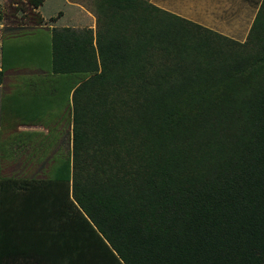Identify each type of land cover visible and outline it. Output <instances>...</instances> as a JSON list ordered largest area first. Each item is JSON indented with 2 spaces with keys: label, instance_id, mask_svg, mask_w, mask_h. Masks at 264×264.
<instances>
[{
  "label": "trees",
  "instance_id": "16d2710c",
  "mask_svg": "<svg viewBox=\"0 0 264 264\" xmlns=\"http://www.w3.org/2000/svg\"><path fill=\"white\" fill-rule=\"evenodd\" d=\"M84 3L94 31L50 32L66 125L0 174V264L34 244L48 264H264V0L237 42L150 0ZM167 18L223 45L178 47Z\"/></svg>",
  "mask_w": 264,
  "mask_h": 264
},
{
  "label": "crops",
  "instance_id": "0c3cea01",
  "mask_svg": "<svg viewBox=\"0 0 264 264\" xmlns=\"http://www.w3.org/2000/svg\"><path fill=\"white\" fill-rule=\"evenodd\" d=\"M262 1L150 0L161 10L236 42L243 41L247 36ZM10 3L13 5L16 2ZM41 3L32 9L47 21L38 9ZM77 5L79 16L72 17L60 26L51 24L54 21L51 18H55L51 15L47 25L43 21L31 26H20L6 23L0 14V141L2 137V141H6H3L7 143L5 154L10 161H32L38 131L48 133V129H59L66 125L62 113L68 110L70 96L65 89L54 88L57 84L54 81H60L62 85L61 80L65 79L62 73L48 70L51 64L50 32L61 26L85 28L81 24L85 18L84 9L80 4ZM17 239L21 238L15 237L12 241H19ZM35 247L34 244L27 257L22 255L17 258V254L11 252L6 264H48L43 248L39 245L36 250ZM14 249L23 250L24 247L17 244Z\"/></svg>",
  "mask_w": 264,
  "mask_h": 264
},
{
  "label": "rangeland",
  "instance_id": "374dc122",
  "mask_svg": "<svg viewBox=\"0 0 264 264\" xmlns=\"http://www.w3.org/2000/svg\"><path fill=\"white\" fill-rule=\"evenodd\" d=\"M11 1H15L13 5H11ZM70 1V2H69ZM41 5L38 7L40 13L47 19V21L40 18V15L37 11L33 10L32 7L28 4L30 3V0L27 2H22L20 0H0V14L4 16V20L6 23L11 24L15 23L20 26L28 25L31 26L32 24L37 23H43L48 24L50 23V20H48L49 15L55 16L54 21L51 24H54L55 26H60L65 21H70L72 17H78L79 15V8L77 4H80V6L84 9V16L82 20V25H85V28H92V30H95V16H93L92 11L90 10V7L87 6L86 3L80 2L79 0H43L41 1ZM77 3V4H76ZM14 20V21H13ZM167 24L168 26H171L173 24V30L177 31L179 28L183 27L184 31L180 30L181 36L175 37L173 40V43L176 44L178 47L182 46H190V47H196V48H214L216 45H223L220 38L216 36H209L210 34L206 32H200L196 31L188 26L186 24H183L179 21H171L167 18ZM72 23V22H70ZM59 28V27H56ZM63 136V135H61ZM65 139V138H64ZM63 139V140H64ZM50 149H45L42 153L39 152L38 157L44 156V154L49 153ZM38 155V152H36V157ZM35 157V159H36ZM22 160H18L17 163H21ZM34 161H28V163H25L24 166H16L13 161H10L8 164L6 162H3L1 160V167H3V163H6L0 171L1 173H5V175H26L30 174L34 171L35 165ZM1 169V168H0ZM37 169L36 171H38ZM40 171V170H39ZM16 191L9 190V195L11 200H13L16 195ZM18 258V256H16Z\"/></svg>",
  "mask_w": 264,
  "mask_h": 264
}]
</instances>
